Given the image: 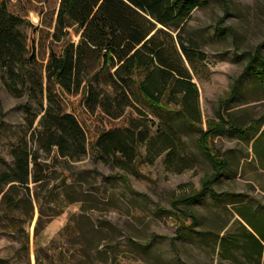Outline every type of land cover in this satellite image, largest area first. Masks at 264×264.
Here are the masks:
<instances>
[{
	"label": "rangeland",
	"instance_id": "rangeland-1",
	"mask_svg": "<svg viewBox=\"0 0 264 264\" xmlns=\"http://www.w3.org/2000/svg\"><path fill=\"white\" fill-rule=\"evenodd\" d=\"M58 4L7 0V8L25 19L22 32L28 50L42 64L50 50L61 48V42L51 38ZM182 34L197 40L204 54L195 67L185 62L199 91V127L206 131L220 121L219 114L240 128L257 120L253 139L227 129L206 142L226 162L213 189L243 196L214 201L206 196L179 205L195 216L197 222L190 227L191 220L171 202L200 190L213 171L198 147L199 128L142 101L111 118L99 107L87 110L84 94H69L64 109L85 129L87 152L67 158L38 151L37 164L31 166L44 176L41 181L0 184V264H264L255 253L247 255L237 245L222 243L228 234H241L238 208L264 206V89L256 78L240 76L247 53L264 42V0H206L205 7L191 14ZM70 37L79 39L74 33ZM92 65L96 71L97 62ZM97 77L96 85L111 91L104 78ZM236 80L239 96L231 99ZM163 99L168 107H180L175 100ZM31 112L38 114L33 127L28 124ZM40 116L28 96L10 92L0 69V170L11 169L15 144L33 143ZM137 120H147L151 139L159 125L172 132L176 147L154 157L149 141H138L136 158L127 168L114 159L95 157L92 146L100 132L126 128Z\"/></svg>",
	"mask_w": 264,
	"mask_h": 264
},
{
	"label": "trees",
	"instance_id": "trees-1",
	"mask_svg": "<svg viewBox=\"0 0 264 264\" xmlns=\"http://www.w3.org/2000/svg\"><path fill=\"white\" fill-rule=\"evenodd\" d=\"M205 6L206 0H59L51 38L61 42V48L59 52L50 50L42 64L36 53L28 50L22 32L25 19L7 8V0H0V69L4 82L14 96L25 95L34 101L41 113L39 128L32 132L33 143L29 145L23 140L13 146L11 169L0 170V184L19 182L28 186L30 181H41L44 176L34 173L31 166L37 164L38 151L67 158L85 155L88 139L85 129L73 112L64 109L65 96L80 93L84 94V105L90 112L99 107L108 117L117 118L127 107L137 108L135 103L142 101L153 110L181 115L199 128L198 147L211 162L213 171L202 180L200 190L171 202L175 210L179 208L180 214L191 220L190 227L197 220L179 205L206 196L213 201L242 197L241 193L213 189L212 184L221 177L226 162L206 142L213 133L227 129L239 137L253 139L257 120L240 128L219 114L220 121L203 131L197 124L199 91L185 63L195 67V62L204 58L198 41L182 33L195 9ZM72 33L79 37L77 42L70 37ZM261 46L264 42L253 53H247L248 63L240 76L242 80L244 75L256 78L264 89ZM93 62H97L96 71H92ZM98 75L110 85L111 91L96 85ZM238 83L236 80L232 85L231 99L239 96ZM163 97L175 100L180 107H168ZM25 107L28 112L32 110L27 104ZM37 115L31 112L28 122L31 127ZM155 135L153 139L149 137L147 120L131 121L126 128L100 132L92 151L98 160L114 159L127 168L136 158L138 141L148 140L154 157L176 147L175 135L160 125ZM120 179L126 184V178ZM260 205L261 208L246 205L238 208L241 234H228L222 243L237 245L247 255L255 253L264 261V206ZM176 235L181 236L179 230ZM171 246L178 251L174 243Z\"/></svg>",
	"mask_w": 264,
	"mask_h": 264
}]
</instances>
